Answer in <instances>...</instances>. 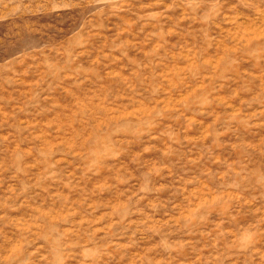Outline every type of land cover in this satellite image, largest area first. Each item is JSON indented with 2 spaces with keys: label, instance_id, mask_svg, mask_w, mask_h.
<instances>
[{
  "label": "rangeland",
  "instance_id": "rangeland-1",
  "mask_svg": "<svg viewBox=\"0 0 264 264\" xmlns=\"http://www.w3.org/2000/svg\"><path fill=\"white\" fill-rule=\"evenodd\" d=\"M0 264H264V0H0Z\"/></svg>",
  "mask_w": 264,
  "mask_h": 264
}]
</instances>
